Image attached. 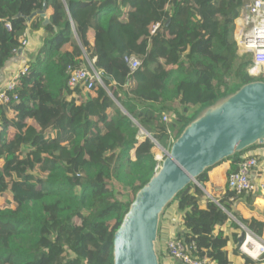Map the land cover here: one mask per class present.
Here are the masks:
<instances>
[{
  "label": "trees",
  "instance_id": "1",
  "mask_svg": "<svg viewBox=\"0 0 264 264\" xmlns=\"http://www.w3.org/2000/svg\"><path fill=\"white\" fill-rule=\"evenodd\" d=\"M47 4L43 26L40 16L29 22L39 10L32 0H0V71L22 49L28 26L47 33L17 84L21 100L0 106V264H113L115 234L159 163L140 128L158 143L175 142L205 108L254 81L251 57L238 55L235 39L244 0ZM85 55L103 84L72 90L67 69L84 68ZM132 55L143 60L135 72L126 61ZM166 113L170 124L154 122ZM144 143L148 151L137 155ZM242 156L223 163L235 171ZM226 169H209L198 183L206 187L210 175L209 193L219 199ZM231 196L221 207L191 184L172 202L183 214L178 237L215 264H241L247 233L264 239V211L254 206L257 220L244 219ZM244 264H264V255Z\"/></svg>",
  "mask_w": 264,
  "mask_h": 264
},
{
  "label": "water",
  "instance_id": "2",
  "mask_svg": "<svg viewBox=\"0 0 264 264\" xmlns=\"http://www.w3.org/2000/svg\"><path fill=\"white\" fill-rule=\"evenodd\" d=\"M47 6L45 1L43 10L29 22L37 16L45 18ZM45 23L49 24L47 18ZM201 113L173 142L162 166L137 193L115 234L113 264H160V218L177 195L196 184L212 198L198 178L253 146H264V80L242 86Z\"/></svg>",
  "mask_w": 264,
  "mask_h": 264
},
{
  "label": "built area",
  "instance_id": "3",
  "mask_svg": "<svg viewBox=\"0 0 264 264\" xmlns=\"http://www.w3.org/2000/svg\"><path fill=\"white\" fill-rule=\"evenodd\" d=\"M243 7L235 23V39L238 43V55H249L252 64L248 69V74L255 80H264V0H251L245 8ZM6 29L8 32H11V24H6ZM20 44L22 49L19 52L15 50V55H18V53L22 55L30 47L31 41L27 31L20 38ZM126 61L131 72H135L142 65V60L136 55L127 57ZM28 71L29 67L26 64L13 76L7 87L3 91H0V106L21 100V95L16 92L17 84ZM67 74L69 75V86L72 90H75L80 85H87L88 89H91L95 81L103 84L102 73L95 70L91 72L86 67L80 69L69 67ZM162 119L163 122H167L168 120L165 115H162ZM261 157L260 155L248 153L240 158V161L237 163V170L230 171L227 186L232 195L230 197L231 201L242 197H253L258 193L264 192V171ZM158 169L159 167L156 170L158 171ZM257 174H260L259 177ZM169 208L170 206L166 210H169ZM174 216L172 212L169 218L168 215L164 218H168V225H174L176 230H171L173 227L166 226V229L170 230L171 233L167 239L159 242L160 264H215L209 257L201 255L200 248L196 244L187 245L178 237L179 234L183 233V228L181 226L180 229V225L177 226L175 224ZM247 236L249 239V233ZM247 244L248 240L244 245ZM243 246L240 247V250L245 253ZM263 255L264 244L261 245L259 256L254 260L259 261Z\"/></svg>",
  "mask_w": 264,
  "mask_h": 264
},
{
  "label": "rangeland",
  "instance_id": "4",
  "mask_svg": "<svg viewBox=\"0 0 264 264\" xmlns=\"http://www.w3.org/2000/svg\"><path fill=\"white\" fill-rule=\"evenodd\" d=\"M31 15V14H30ZM75 29V33H74V40L77 42V43H79V44H81V42H80V40H79V37H78V34H77V31H76V28H74ZM28 30H29V32H28ZM41 30H43V29H41ZM40 30V31H41ZM26 31H27V33L29 34V36H30V41H31V45H30V47H28V49H26L27 51H26V56H28V58H29V56H34V57H36V55H37V52L39 51V49H40V47L43 45V42H44V39H45V37L47 36V33L43 30V31H41V32H38V31H33V30H30V28H29V26H28V28L26 29ZM39 35H38V34ZM82 45V44H81ZM19 54V53H18ZM19 55H21V54H19ZM19 55H16V56H19ZM34 57H32V58H34ZM23 59H25V58H23ZM139 59H141L142 60V58L141 57H139ZM27 61H29L28 59H26L25 61H20V63H17V64H13V65H15V66H17L16 67V69L18 70V68H19V66H21L22 65V67L21 68H23L24 66H26V64H28V62ZM142 62H143V60H142ZM84 67H86V68H88V69H90V71L92 72L93 70H95V71H97L96 69H95V67H94V64H93V62L88 58V56L87 55H85V62H84ZM250 68V67H249ZM248 68V69H249ZM16 70V71H17ZM18 73V72H17ZM15 75V72H13L12 74H11V76L9 77V81H11L12 80V76H14ZM260 80V79H259ZM254 81H255V79H254ZM178 110H180V108H177ZM202 114V113H201ZM165 116L168 118V120H167V122H164V123H166V124H170L171 122H172V117H171V115L170 114H165ZM199 116V115H198ZM153 120H154V122L156 123V124H162L163 123V119H162V117L160 116V117H154L153 118ZM150 134H148V132H146V130L145 129H143V128H140V133H139V138L140 139H150L148 136H149ZM151 140V139H150ZM152 142H154L153 140H151ZM173 140H172V138L171 137H168V138H165V140H164V142L163 143H158V144H156L155 142V144H156V146L158 147V149H159V153L157 154V157H156V160L159 162L158 164H157V167H156V169L159 167H161L162 166V163H163V161L166 159V151H170V149L172 148V146L171 145H169L171 142H172ZM173 143V142H172ZM144 144H146V143H144ZM262 147V146H261ZM259 147H257V148H253L252 150L250 149V150H247V151H245V153H243V156L244 155H247L248 153H251V151H253V150H256V149H258ZM141 151H142V148L140 147L139 148V150H138V152H137V155H140L141 154ZM119 167H120V162L116 159V161H114L113 163H112V171H113V173H117L118 171H119ZM155 169V170H156ZM159 170V169H158ZM155 172H157V170L155 171ZM258 175V177H259V175L260 174H257ZM261 197V196H260ZM243 198V197H242ZM248 197H246V199H247ZM253 198V197H252ZM255 198V197H254ZM135 200V199H134ZM134 202V201H133ZM256 204V203H255ZM178 206V204L176 203V202H174V203H172L171 205H170V208H169V210H166L164 213V215H162V219L160 220V224H161V226H162V228H161V230H162V232H163V234H166L167 233V229H166V226L169 224V221H168V218H169V216L172 214V212H174V211H176L175 213H174V215H175V224L177 225V226H179L180 224V219L183 217V214H182V216H180L179 215V213L177 212V210H176V207ZM256 206V205H255ZM257 208H259V207H257ZM168 215V218H166V219H164L165 218V216H167ZM164 217V218H163ZM75 222L77 223V224H80V221L78 220V219H75ZM160 226V225H159ZM170 228H172V226L171 225H168ZM181 226H179V228H180ZM176 228V227H175ZM182 228V227H181ZM180 228V229H181ZM171 230H173V229H171ZM182 231V230H181ZM247 235H248V233H247ZM249 237H252V240L253 241H251V242H249V244H248V247H249V249H253V246H254V242H258V243H260L261 245L262 244H264V240L263 239H260V238H257L256 236H253L251 233H249ZM163 238H165V235H162V239ZM248 240V236H247V238H246V241ZM255 240V241H254ZM246 241H245V243H246ZM158 242H159V238H158ZM244 243V244H245ZM243 244V245H244ZM242 245V246H243ZM241 246V247H242ZM241 249V248H240ZM242 252V251H241ZM243 253V252H242ZM243 256L244 257H241L242 258V261H245V259L246 258H249V259H251V260H253V261H255L253 258H251L249 255H247L246 253H243ZM256 262V261H255Z\"/></svg>",
  "mask_w": 264,
  "mask_h": 264
},
{
  "label": "crops",
  "instance_id": "5",
  "mask_svg": "<svg viewBox=\"0 0 264 264\" xmlns=\"http://www.w3.org/2000/svg\"><path fill=\"white\" fill-rule=\"evenodd\" d=\"M45 1H47V0H32V4H35L34 6H36L37 8L39 7V10L38 11H42L43 10V7H44V4H45ZM249 2H251V0H244V7L243 8H245V6L249 3ZM37 11V12H38ZM40 17H42V16H40ZM43 18V17H42ZM47 18V16L45 17V19ZM48 19V18H47ZM47 25V23H45V20H44V22H43V26H46ZM31 30V29H30ZM41 31H43V30H41ZM40 30L38 31V32H41ZM28 32H29V30H28ZM42 33V32H41ZM74 33H75V29H74ZM116 33V32H115ZM38 34V33H37ZM39 35V34H38ZM114 36H118L117 34H115ZM30 37V36H29ZM47 37V36H46ZM45 37V38H46ZM79 44V43H78ZM81 45V44H80ZM26 51L27 50H25L24 52H23V54L22 55H19V56H14L9 62H8V64L6 65V67L5 68H3L1 71H0V91H3L6 87H7V85H8V83L10 82L9 80L11 79H9V77L11 76V74L13 73V72H15V75L17 74V72H19L20 70H21V67H22V65L21 66H19V68H18V70L16 69V67L17 66H15V65H13V64H17V63H20V61H25L26 59H28L29 61H32V57H34V56H29V58H28V56H26ZM23 58H25V59H23ZM28 62V61H27ZM17 70V71H16ZM13 77V76H12ZM141 148H142V151H141V153H144V152H147L148 151V146H147V144H142V146H141ZM251 154H254V155H260V156H262L261 157V159H262V161H263V171H264V147H260V148H258V149H256V150H253V151H251ZM118 160V159H117ZM114 161H116V159L114 160ZM119 161V160H118ZM222 165H227V169H226V173H227V182H228V178H229V174H230V171H231V167H232V164H231V162H225V163H221V164H219V165H217L215 168H212L213 170H211L210 172H209V174L211 173V172H213L214 170H216V169H219ZM119 170H120V167H119ZM262 171V172H263ZM206 190H207V192H208V194L213 198V199H215L216 201H220V200H222V199H225L226 197H228V196H230V191H229V189H228V186H227V190L225 191V193L222 195V196H220V198L218 199L217 197H216V195H212V194H210L209 193V191H212V180H211V177H210V175H209V182L207 183V185H206ZM261 196V197H260ZM255 197V198H254ZM249 198V197H248ZM246 198H240V199H238V200H234V201H231L230 200V204H231V206L233 207V209L235 210V211H237V212H239L241 215H242V217L244 218V219H247V220H250V219H256L254 216H253V212L252 211H250L255 205V207L257 208V207H259V209L261 210V211H264V192H262V193H258L256 196H253V199H252V201H251V203L249 204V203H247L246 202ZM256 203V204H255ZM240 204H243L244 206H246V210H245V213H247V211H250L251 213H249L248 215H245L244 214V212L241 210V209H238V205H240ZM176 210H177V212L179 213V215L180 216H182V213H180L179 211H178V206L176 207ZM176 211H174L173 213H175ZM164 215V214H163ZM162 217V216H161ZM175 217V216H174ZM164 218V217H163ZM257 220V219H256ZM259 221V220H258ZM262 222V221H261ZM181 223H182V218L180 219V226H181ZM173 227V230H176V228H175V226L173 225L172 226ZM161 228H162V226H160L159 227V234H158V238H159V242L161 241V240H163V239H167L168 238V236L170 235V233H171V231L170 230H168L167 229V233L166 234H163V232H162V230H161ZM162 235H165V238H163L162 239ZM264 240V239H263ZM240 262H241V264H244L245 263V261H242V258L240 259Z\"/></svg>",
  "mask_w": 264,
  "mask_h": 264
},
{
  "label": "bare ground",
  "instance_id": "6",
  "mask_svg": "<svg viewBox=\"0 0 264 264\" xmlns=\"http://www.w3.org/2000/svg\"><path fill=\"white\" fill-rule=\"evenodd\" d=\"M258 71H259V70H258ZM163 213H164V212H163ZM162 215H163V214H162ZM161 219H162V218H160V220H161ZM160 226H161V224H160ZM160 226H159V227H160ZM158 234H159V230H158ZM251 241H253V240H252V237H249V239H248V244H249V242H251ZM254 241H255V240H254ZM248 244L243 246V250H244V252H245L247 255H249L251 258L256 259V258L259 256V253H260V251H261V244L258 243V242H254L253 249H249Z\"/></svg>",
  "mask_w": 264,
  "mask_h": 264
},
{
  "label": "clouds",
  "instance_id": "7",
  "mask_svg": "<svg viewBox=\"0 0 264 264\" xmlns=\"http://www.w3.org/2000/svg\"><path fill=\"white\" fill-rule=\"evenodd\" d=\"M163 115H165V114H163ZM148 137H149L151 140H154V139L152 138V136H151V135H149Z\"/></svg>",
  "mask_w": 264,
  "mask_h": 264
}]
</instances>
